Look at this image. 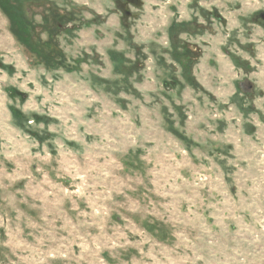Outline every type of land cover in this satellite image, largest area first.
<instances>
[{
    "label": "rangeland",
    "instance_id": "1",
    "mask_svg": "<svg viewBox=\"0 0 264 264\" xmlns=\"http://www.w3.org/2000/svg\"><path fill=\"white\" fill-rule=\"evenodd\" d=\"M0 264H264V0H0Z\"/></svg>",
    "mask_w": 264,
    "mask_h": 264
}]
</instances>
